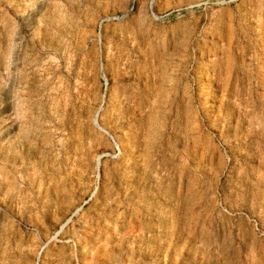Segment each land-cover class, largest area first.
Segmentation results:
<instances>
[{
    "label": "rangeland",
    "instance_id": "obj_1",
    "mask_svg": "<svg viewBox=\"0 0 264 264\" xmlns=\"http://www.w3.org/2000/svg\"><path fill=\"white\" fill-rule=\"evenodd\" d=\"M0 264H264V0H0Z\"/></svg>",
    "mask_w": 264,
    "mask_h": 264
},
{
    "label": "crops",
    "instance_id": "obj_2",
    "mask_svg": "<svg viewBox=\"0 0 264 264\" xmlns=\"http://www.w3.org/2000/svg\"><path fill=\"white\" fill-rule=\"evenodd\" d=\"M219 63H223V62H216L215 63V66L217 67V69H218V67L220 66V64ZM219 73H217L216 74V76H215V78H216V80L217 81H215V85H217V83L219 82V80L220 79H222V76L221 75H218ZM198 79H199V77H198ZM184 87L183 88H181L180 90L179 89H171L169 92H168V99H169V101L170 102H172V103H170V109H172V104L174 103V102H179V101H181V102H184V104H182L180 107H182L183 108V111H184V116H183V113H182V118L180 119V122L182 123V124H184V128H185V130H184V137H185V135L186 134H188L189 132H188V127L187 126H191V125H193L194 123H193V121H192V117H191V106H190V96H189V93H188V88H186V83H185V80H184ZM214 84L212 85V86H214V88L212 89L213 90V93H215V92H217V86H215ZM163 98L165 99V95L163 94ZM186 104L187 105H189L188 107L186 106ZM176 106V105H175ZM171 111V110H170ZM171 113V112H170ZM175 136H177V135H175Z\"/></svg>",
    "mask_w": 264,
    "mask_h": 264
},
{
    "label": "trees",
    "instance_id": "obj_3",
    "mask_svg": "<svg viewBox=\"0 0 264 264\" xmlns=\"http://www.w3.org/2000/svg\"><path fill=\"white\" fill-rule=\"evenodd\" d=\"M175 13L174 12H172L170 15H174Z\"/></svg>",
    "mask_w": 264,
    "mask_h": 264
}]
</instances>
